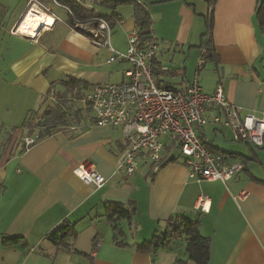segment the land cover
<instances>
[{
  "label": "crops",
  "instance_id": "crops-1",
  "mask_svg": "<svg viewBox=\"0 0 264 264\" xmlns=\"http://www.w3.org/2000/svg\"><path fill=\"white\" fill-rule=\"evenodd\" d=\"M37 1L56 20L30 38L10 32L25 15L28 0H0V264H194L184 238L157 252L137 250L138 244L162 233L169 220L199 221L200 234L210 238L208 264H264V145L232 142L229 130L214 125L198 130L213 151L244 163L226 183L190 179L177 151L156 172L144 164L131 176L114 174L124 147L121 130L93 125L89 111L24 146L25 137L40 129L28 123L29 115L41 119L52 92L83 94L96 84L121 82L127 66L107 63L109 50L71 28L60 4ZM261 1L137 0L150 14L149 38L158 45L153 74L159 87L189 83L200 48L209 40L212 55L197 74L202 91L210 94L220 84L240 117H264V24L257 16ZM85 2L84 8L117 16L110 42L124 52L127 32L135 28L133 4L109 11L99 2ZM71 79L87 88L71 89ZM86 161L106 178L98 189L72 172ZM201 195L207 212L195 208ZM110 203L135 209L130 221L117 222L122 246L116 245L106 217ZM65 223L76 231L69 249L47 239ZM15 236L22 240L1 243Z\"/></svg>",
  "mask_w": 264,
  "mask_h": 264
},
{
  "label": "built area",
  "instance_id": "built-area-1",
  "mask_svg": "<svg viewBox=\"0 0 264 264\" xmlns=\"http://www.w3.org/2000/svg\"><path fill=\"white\" fill-rule=\"evenodd\" d=\"M75 1L87 6L85 0ZM60 6L70 13L67 7ZM33 7L41 12L45 8L37 0H28L24 14ZM90 21L94 25L77 21L73 29L89 37L96 46L107 48L110 52L107 63H127L121 82L93 85L82 96L93 125L121 130L124 147L117 156L114 174L131 176L144 164L156 172L167 161L168 154L177 151L190 179L226 183L244 169V163L232 161L220 151L207 149L198 132L206 125L229 130L232 142H247L256 147L264 145V117L253 114L240 117L238 108L227 100L220 84L210 94L202 91L197 74L205 64L204 46L200 48L196 75L189 83L184 87H159L153 74L158 48L153 38L143 39L133 28L127 32L125 51L119 52L111 45L112 27L108 22L102 17H93ZM18 28L19 25H15L11 34H18ZM167 70L161 67L162 72ZM37 133L25 137V147L38 140ZM72 172L96 189L106 183V178L90 161L76 165ZM195 208L208 211L205 196H199Z\"/></svg>",
  "mask_w": 264,
  "mask_h": 264
},
{
  "label": "trees",
  "instance_id": "trees-1",
  "mask_svg": "<svg viewBox=\"0 0 264 264\" xmlns=\"http://www.w3.org/2000/svg\"><path fill=\"white\" fill-rule=\"evenodd\" d=\"M56 3L63 5L69 9L70 13H67L66 23L70 27H75L77 21L86 22L90 25H94L90 21L93 17L104 18L110 27L113 22L118 19L114 14L106 16L100 13L94 12L92 9H87L77 3L75 0H54ZM95 3L99 2L101 5L116 6L120 4H133L134 6V23L135 28L138 30V34L143 39H148L150 35L151 18L150 14L144 6H141L137 0H94ZM257 16L259 18L260 25L264 24V0L261 1L258 9ZM211 21L208 23V30L211 28ZM76 29V28H75ZM77 30V29H76ZM207 30V35H208ZM205 47V61L212 55L211 42H207L203 45ZM202 47V46H201ZM68 86L72 88H78L79 90L87 88V85L83 82L71 79L67 82ZM65 118L64 110L61 107H49L44 111L41 116L40 124L38 128V140L49 135L50 131L63 123ZM202 140V139H201ZM207 149L213 151L209 145L203 140ZM25 150V147H23ZM174 161L173 158L169 159ZM168 161V160H167ZM166 161V162H167ZM165 162V163H166ZM106 217L111 228L114 231V240L117 246L124 245L117 237L122 234L121 229L118 227L117 222L119 220L130 221L134 214V207L131 204L123 205L119 203L106 204ZM76 231L73 226L68 223L57 226L48 235L47 239L55 246L62 249H69L71 247L70 241L75 237ZM178 238H184L186 241L185 251L188 259L194 264H208L209 263V251H210V238L205 237L199 232V221H172L169 220L166 229L162 233H157L148 241H144L137 245V250L140 251H152L157 252L162 249L169 248L171 242ZM19 236L2 238L1 243L3 245H13L21 241Z\"/></svg>",
  "mask_w": 264,
  "mask_h": 264
},
{
  "label": "rangeland",
  "instance_id": "rangeland-1",
  "mask_svg": "<svg viewBox=\"0 0 264 264\" xmlns=\"http://www.w3.org/2000/svg\"><path fill=\"white\" fill-rule=\"evenodd\" d=\"M95 5L99 6V3H95ZM124 4L116 5L114 7L108 6V5H101L100 7L104 10H115L119 6H123ZM76 92V91H75ZM84 94V93H83ZM82 91H80L78 94L77 93H60L58 90L57 92H52L53 99L49 100L52 105L55 107L59 106L64 110L65 113V118L64 122L66 121H71L75 122L78 115L80 114V117L82 115L87 116L88 110H86L85 107L82 106V102L79 100L83 96ZM79 97V98H78ZM49 104L48 106L51 107ZM28 123L36 128H38L40 124V119L37 120L35 119V115L30 114Z\"/></svg>",
  "mask_w": 264,
  "mask_h": 264
},
{
  "label": "bare ground",
  "instance_id": "bare-ground-1",
  "mask_svg": "<svg viewBox=\"0 0 264 264\" xmlns=\"http://www.w3.org/2000/svg\"><path fill=\"white\" fill-rule=\"evenodd\" d=\"M53 22L54 20L51 16L33 7L18 23V32L21 34L35 35L41 26L49 25Z\"/></svg>",
  "mask_w": 264,
  "mask_h": 264
}]
</instances>
